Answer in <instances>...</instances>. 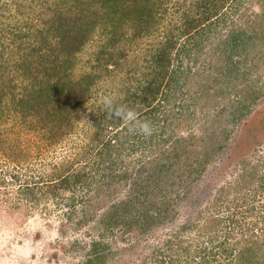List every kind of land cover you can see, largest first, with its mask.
Segmentation results:
<instances>
[{
    "label": "trees",
    "instance_id": "16d2710c",
    "mask_svg": "<svg viewBox=\"0 0 264 264\" xmlns=\"http://www.w3.org/2000/svg\"><path fill=\"white\" fill-rule=\"evenodd\" d=\"M48 1L41 0V4H48L43 18L27 19L21 14L19 23L0 25L1 41L5 35L10 40L8 47L3 41L0 47V117L12 115L21 121L17 122V133L22 128L39 131L47 140L44 146L36 147L33 152L18 150L16 154H8L6 150L9 147L3 149L0 139V208L45 209L55 199L56 204L65 201L64 206L70 210L77 205L92 209L96 208V203L104 205L118 187L127 185L130 191L126 199L113 203L108 220L105 217L101 222L107 220V227H112L110 224L114 221L115 224L123 222L124 232L133 230L143 216L151 223L158 222L161 213L157 215L154 211L157 210V201L167 192L171 195L174 187H186L190 178H199L205 162L216 150L214 145L226 142L228 134L234 130L233 122L239 120L236 114L246 108L245 103L250 106L255 101L254 92L261 88L255 82L247 84L249 90H243L242 99L229 98L225 91L221 96L228 98L227 105L211 116L203 112L201 122L205 128L197 133L199 135L192 133L195 126L191 123L189 134L177 135L181 132L178 117L182 106L175 112L167 105L170 98L166 89L183 88L186 81L181 82L178 71L182 68V59L202 42V33L207 32L215 20L221 19L223 10L230 9L239 0H92L94 4L91 6L96 7L91 10L83 0H71L75 7L69 6L68 12L64 8L69 0H59L62 6L56 4L54 7ZM254 1L251 0L250 6ZM257 1L264 9V0ZM167 18L173 20V29L170 26L164 28ZM231 30V36L223 41L222 47L213 46L214 55L227 54L223 45L228 40L229 50H233L235 55L244 51V43L255 45L254 35L246 36L242 30ZM95 38L100 40V44L91 53L88 67L75 76L79 54ZM149 39L154 41L148 44ZM140 40L148 44L146 49L150 47L140 50L142 57L138 58L141 65L135 61L124 65L126 58L120 45L127 43L131 46ZM11 44H16L15 54L11 52ZM13 55L17 56L12 60L10 56ZM215 59L218 63V58ZM233 64L236 63L229 57L223 65L221 61L216 67L221 68L222 79L215 83L217 79L214 77L201 79L195 92L189 93L190 98L212 97L215 93L220 96L226 88L223 86V74L239 72L238 65ZM119 68L125 77H121L118 89L111 90L110 94L114 96L103 94L105 97L101 95L99 102L98 83L109 74H114V82L119 75L115 70ZM10 69L17 75H9ZM192 69L186 67L184 70L190 73L191 80L202 75L201 70L192 73ZM17 77H20L19 82L14 83ZM92 97L96 101H91ZM90 101L96 107L97 117L86 147L80 149L79 143L76 145L82 154L74 155L75 159L57 154L53 156L55 148L61 147L67 135L75 131L77 117ZM121 106H126L123 115L132 109L138 120L150 121L152 134L145 136L135 131L138 128L135 121H124L110 113ZM186 108H183V115L188 119L192 113ZM244 136L260 144L250 131ZM195 140L200 142V150L194 149L193 145L188 147V143ZM186 155L203 156L202 161L196 162L200 168L188 162ZM255 169L246 171L249 177L252 174L253 178H258L259 171ZM240 176L246 174L242 172ZM229 187H222L213 206L208 208L213 210L203 217L197 231L199 241L195 242L194 248L188 240L183 247L180 246L181 255L169 260L168 264H181L179 258L189 259L191 264H264V209L257 213L253 207L257 189L252 193L249 190V193L244 190L237 192L236 199L225 203L232 193L228 191ZM77 190H86L88 197L78 198ZM223 192L226 193L225 198L221 197ZM223 204L229 209L220 213ZM130 208H143L147 214L138 213L128 221L126 210ZM150 210H153V215H150ZM202 213L199 211L198 218ZM248 214L254 217V223L242 224ZM98 240L90 245L86 259L78 264H103V252L108 243L102 236ZM191 248L196 252L195 256L188 253ZM158 256L166 257L164 254ZM158 262L163 264L162 260Z\"/></svg>",
    "mask_w": 264,
    "mask_h": 264
},
{
    "label": "rangeland",
    "instance_id": "374dc122",
    "mask_svg": "<svg viewBox=\"0 0 264 264\" xmlns=\"http://www.w3.org/2000/svg\"><path fill=\"white\" fill-rule=\"evenodd\" d=\"M83 1L86 2V7L90 10L96 7L95 5L91 6L94 4L92 0ZM48 2L49 4L52 3V7L56 4L62 6L59 0H49ZM238 2V4L234 3L230 9L223 10L224 14L220 17L221 19L215 20L212 25L210 24L207 32L202 33V42L195 46L190 55L184 56L182 59V68L178 71L181 73V82L186 81V84L182 85L183 88L181 90L166 89L170 98L167 105L175 112L182 106L181 115L178 117V121L181 123L178 129L181 132L177 135L182 133L186 136L189 134L188 130L191 129L192 125L195 126L192 133L195 132L196 134L205 128L201 122L203 112H207L211 116L224 105H227L228 98L221 96L226 93L225 91L228 92L229 98L241 97L242 99L243 90L245 92L249 90L247 84L255 82L257 87H261L260 90L254 92L255 101L250 103V106L245 103L247 106L241 111L242 114H236L239 120L237 123L233 122L234 130L228 134L226 142L214 145L216 150L211 158L205 162L199 178H190L188 182V179H185L186 187L183 186L180 189L174 187L171 190V195L167 192V197L163 195L165 197H161L157 201L155 205L157 210L154 211L157 215L159 212L161 213V217L159 216L161 219L159 218L158 222L151 223V220L144 219L145 216H143V219L140 217L139 221L135 223L133 230L128 232H124L126 227L123 222L115 224L114 221L110 224L113 228L107 227V215L111 214V205L126 199L130 191L127 185L126 187H118L114 196L104 201V205L96 203V208L92 209L77 205L74 210H70L66 205L64 206L65 201H58L56 204L55 199L52 200V205L49 204L45 209L41 207L31 209L0 208V264H78L86 259L91 249L90 245L94 241H99L101 236L108 243L107 249L103 252L105 255L103 264H159V260H162L163 264H168L169 260L181 255L180 246L183 247L188 240L191 245L193 244L192 248H194L195 242L199 241L197 238L198 227L203 223V217L209 213L208 211L213 210L208 208L213 206L215 197L220 193L219 190L222 187L230 185L228 191L232 192L225 199V203H231L232 199H236L237 192L249 190L252 193L257 189L253 207L257 209V213L258 210L264 209V9L257 0L251 6V0H239ZM47 5V3L41 4V0H0V25L19 23L22 18L21 14H24L23 16L27 19L43 18L44 10H46L44 8ZM72 5L74 6V2L69 0L64 10L68 12L69 6L72 7ZM73 9L75 10V8ZM172 21L168 18L165 19L164 28L170 26L169 28L173 29ZM231 29L236 32L242 30L246 36L254 35L256 38L255 45L247 46L244 43L243 46H246L242 49L244 51H241L240 55H235L233 50H229L230 42L228 40L225 42L226 45H223V50L227 54L214 55L213 46L222 47L223 41L231 36ZM8 37L5 35L2 38L5 47L10 44V40H7ZM2 41L0 38V47ZM153 41L149 39L148 44ZM99 44L100 40L95 38L79 54L74 70L75 76L85 71L91 53L97 49ZM148 44L142 43L141 40L139 43L134 42L131 46H128L127 43L121 44L120 48L126 58L124 65L127 66L131 64L130 61H135L140 66V58L142 57L140 50L144 49L145 51ZM202 47L203 49H200ZM10 49L15 54L17 51L16 44ZM16 56L13 55L10 58L13 60ZM228 57L236 63L233 66L238 65L235 67L239 68V72L231 71L229 74L225 73L226 76L223 74L225 81L223 86L226 88L220 93L222 98H219L220 96L216 93L212 97L190 98V94L195 92L201 79L214 77L217 79L214 83L222 79L219 73L221 68L217 69L216 65L221 61L223 65V61L227 60ZM215 58H218V63L215 62ZM258 58L259 60H257ZM186 67L193 68L192 73L201 70L202 75L191 80L190 73L184 71ZM120 70V68L115 70L119 75L114 82V74L105 75L104 78H101L96 88L99 94L97 97L100 98L99 102L101 97L107 93L110 94L112 89H118L117 86L122 81L121 77H125V73ZM9 75L16 76L17 74L16 71L10 69ZM19 78H14V83L19 82ZM105 91L107 92L105 93ZM109 96H114V94ZM93 100L96 101L94 97L91 98V101ZM91 101L83 113L77 117L78 124L75 131L67 135V139L63 141L61 147L55 148L53 156L57 154V156H70V159H75L74 155L82 154L80 149L89 142L94 132V123L97 117L96 107ZM183 108L191 111L190 118L184 117ZM11 116L2 115L0 117L1 147L3 149L9 147L6 153L16 154L18 150L33 152L36 147L44 146L47 143L43 132H34V130L22 128L21 132L17 133L19 129L17 122L21 123V121ZM247 131H250L251 135L255 134L260 144L257 145L256 142L253 143L251 139L245 137ZM78 143L80 149L76 148ZM192 145L194 149L200 150L199 141L195 140V142L190 141L188 143L189 148ZM95 157L96 155L94 159ZM186 158L189 159L188 162L194 163L196 168H200L196 162L202 161L203 156L186 155ZM260 162L262 166L257 167ZM254 168L259 171L258 176H256L258 178H253L252 174L249 177L250 175L246 172H250ZM242 172L246 176H240ZM121 185L123 184L119 186ZM0 192L2 191L0 190ZM225 194V192L221 193V197L225 198ZM83 195L86 196V190H77L76 196L78 198L83 197ZM224 209L228 210L229 208H226L225 204L221 205L220 213H225ZM150 211V215H153V210ZM199 211L203 213L200 215L202 217L198 218ZM126 212L129 216L128 221L138 213L147 214L143 208H130ZM104 218L107 220L102 223ZM253 219L254 217L248 214L245 221L242 220V224L251 223L250 221L254 223L255 220ZM253 223L250 226H253ZM179 241L182 242L179 243ZM192 248L188 253L195 256L196 252ZM158 254H164L166 257L162 258ZM220 258L223 260V257ZM179 259L181 264H191L189 259ZM94 264L102 263L95 262Z\"/></svg>",
    "mask_w": 264,
    "mask_h": 264
},
{
    "label": "clouds",
    "instance_id": "9594fccd",
    "mask_svg": "<svg viewBox=\"0 0 264 264\" xmlns=\"http://www.w3.org/2000/svg\"><path fill=\"white\" fill-rule=\"evenodd\" d=\"M109 107H111L110 101L108 102ZM126 106H121V108H118L115 110V112H110L112 115H115L116 117H120L124 121H135L138 123V128L135 129V131H138L142 133L145 136H150L153 132V126L151 125L150 121H140L137 119V113L132 110L128 109L126 116L123 115V108ZM132 131V129H129Z\"/></svg>",
    "mask_w": 264,
    "mask_h": 264
}]
</instances>
